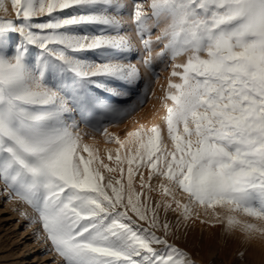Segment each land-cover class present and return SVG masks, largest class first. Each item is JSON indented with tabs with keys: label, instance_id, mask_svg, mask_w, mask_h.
Masks as SVG:
<instances>
[{
	"label": "snow or ice",
	"instance_id": "1",
	"mask_svg": "<svg viewBox=\"0 0 264 264\" xmlns=\"http://www.w3.org/2000/svg\"><path fill=\"white\" fill-rule=\"evenodd\" d=\"M11 6L15 19L7 18L0 0L5 13L0 16V181L35 209L64 264H192L166 239L170 226L159 219V209L167 212L173 203L185 218L199 205L264 219V0H151L150 15L134 4L135 32L150 75L158 76L151 32L161 23L155 43L166 42L157 58L185 56L186 61L171 64L161 98L172 149L162 146L158 125L129 131L124 141L104 127L108 141L129 146L123 159L120 148L114 157L108 151L115 167L82 143L74 116L99 108L119 120L147 98L139 68L121 62L134 56L136 47L134 37L120 35L124 27L118 16L126 5L121 0H11ZM69 9L76 14L61 19ZM76 25L103 27L91 37L69 35ZM32 48L38 56H32ZM89 54L104 62L78 58ZM57 72L58 83L46 78ZM65 73L71 82L63 79ZM94 78L143 84L146 91L121 107L128 93L107 89ZM91 89L112 96L100 99ZM115 98L120 102H108ZM89 126L100 131L99 122ZM142 168L148 169L147 180ZM153 177L164 180L158 189L150 184ZM174 188L188 194V203L175 199ZM157 190L172 199L153 203L151 193ZM228 223L238 221L229 216ZM244 228L264 231L251 224Z\"/></svg>",
	"mask_w": 264,
	"mask_h": 264
},
{
	"label": "rangeland",
	"instance_id": "2",
	"mask_svg": "<svg viewBox=\"0 0 264 264\" xmlns=\"http://www.w3.org/2000/svg\"><path fill=\"white\" fill-rule=\"evenodd\" d=\"M121 3L126 5V10L118 16V18L122 20L124 27L120 35L134 37L133 43L136 46L134 49L135 55L126 60L121 59V62H130L139 68L141 77L145 78V83L148 84L147 98L143 105L136 107L135 111L130 112L119 120L109 118V116L99 108L85 110L83 115L78 112L74 116V120L78 125L74 131L80 133L82 143L90 145L99 154L104 163H108L113 167H115V165L108 160L107 154L110 150L114 157L120 145L114 141H108L105 138L103 135L104 127H107L109 133L115 134L121 141H124L129 131H133L141 126L147 129L153 125H158L161 129L162 146L166 147L168 150L172 149L173 145L167 135V126L163 119L166 115V108L161 98L164 97L165 91L168 88V81L172 72L171 64H181L186 61L185 56L177 57L175 61H172L169 57H165L162 61L157 58L156 54L160 52L166 42L155 43L156 36L160 34V29L164 27V24L161 23L158 27L153 28L151 32V38L154 41L152 44L153 64L158 73V76H151L149 70L146 69L142 62V57L146 56L147 53L143 50V46L135 32V23L132 16V9L135 3L142 4L144 11L150 15L151 9L149 5L151 0H121ZM4 6L7 8V18L15 19V10L11 6V0H4ZM64 11L65 16H61V19L76 14L70 9ZM4 15L5 13L0 11V16ZM148 23L151 25L153 21L150 20ZM102 27L103 26L98 25L71 26L68 34L77 36L87 35L91 37L99 35ZM104 34L115 35L116 33L105 32ZM31 54L33 57H36L39 55V50L32 48ZM68 54L71 55V51H69ZM78 58L92 63L104 62L91 54ZM177 70L179 71L180 69ZM46 78L54 83H58L61 79V74L57 72ZM63 79L71 82V76L67 73L63 75ZM100 79L102 82H97L99 84H105L107 89H116L117 91L128 93V98L120 104L121 107H128L136 103L138 99L143 97L146 91L143 84L137 87L136 85L129 86L123 80L109 82L111 78ZM171 79L175 83L180 82L179 77H171ZM104 92L105 89H100L98 91L95 89L90 90L92 96H99L100 99H106L112 96L111 92L106 93V95L103 94ZM108 102L115 104L120 101L119 98H115L109 99ZM167 103L170 105L172 102L169 100ZM97 122L100 124V131H96L89 126V123L95 124ZM128 147L129 146L120 148L122 159L128 153ZM83 155L87 156V153H83ZM124 168L126 182V161L124 163ZM101 171L105 176V180H107L108 174L106 170L101 169ZM140 172L143 173L145 180H147L148 169L142 168ZM161 182H164L162 177H153L150 184L153 188L158 189ZM138 185L139 175H137L136 178L137 190H139ZM0 191V264H39L40 260L33 252L25 256L22 250V240L26 236L24 238L17 236V232L24 229L25 225H27L29 229H31L32 238L48 239L47 233L40 222L38 213L31 205L21 201L10 189L6 188L2 181H0ZM151 195L153 203L164 200L170 201L172 199V197L163 196L158 190L151 193ZM173 196L175 199L181 201L182 204L188 203V194L184 193L182 190L174 188ZM6 200L11 202L6 204ZM14 207H16L17 210L19 208V211ZM11 209L15 210V212H19L16 214V218L15 215L12 214ZM18 214H21L20 216L22 217L19 219L20 225L15 229L11 220L17 219ZM229 216L235 217L238 223L230 225L228 223ZM133 219H135V217H133ZM159 219L161 222H167L170 226L166 239H168L169 243L183 250L187 254V259H189L192 264H264V231L253 230L249 232L244 228L245 224H251L255 225L256 229H264V219L249 216L241 211L229 212L226 207L216 206L214 210H205L199 205H193L192 215L185 218L182 209L177 208L175 203L172 204L171 209L167 212H165L163 208H160ZM137 223L140 224L141 227L148 226L146 222L137 221ZM155 231L158 236L164 235L161 229H156ZM41 232H43L44 235L43 233L41 234ZM46 240L44 241L50 246L51 252L54 256H58L57 259H62L61 262L63 261L62 264H64L63 258L54 250L51 241ZM45 249L46 248H42L39 251L44 253ZM29 256L31 257L30 259L28 258ZM54 256H50L45 261H47L48 264L54 263V261H56Z\"/></svg>",
	"mask_w": 264,
	"mask_h": 264
},
{
	"label": "bare ground",
	"instance_id": "3",
	"mask_svg": "<svg viewBox=\"0 0 264 264\" xmlns=\"http://www.w3.org/2000/svg\"><path fill=\"white\" fill-rule=\"evenodd\" d=\"M97 81H101L102 82V80L100 79V78H97L96 79ZM93 93H94V91H93ZM5 191V190H4ZM1 192V191H0ZM5 195V194H4ZM9 202H11V201H7L6 200V204L7 203H9ZM13 207V206H12ZM17 207V206H16ZM16 207H14V208H16ZM13 209V208H12ZM11 209V210H12ZM16 210H17V208H16ZM0 211H1V209H0ZM17 211H19V208H18V210ZM15 212V210H12V214L13 215H15V218H16V214L17 213H19V212ZM21 215V214H20ZM19 214H18V218L17 219H12L11 220V222H12V224H13V226L15 227V229H17L18 228V226L20 225V217H22V216H20ZM30 222V221H29ZM32 223V222H31ZM31 225V224H30ZM40 227V226H39ZM31 228V227H30ZM31 229H29V227L27 226V225H25V228L24 229H22V230H19L18 232H17V236H20L21 238H24L25 236V238L22 240V245H23V247H22V250L24 251V254H25V256L27 255V254H29L30 252H33L36 256H37V258H39V264H48V262L47 261H45V260H47L50 256H54V254L51 252V249H50V246L48 245V243H46L44 240H46V239H44V238H42V239H38V238H36L35 239V237L34 238H32V234H31V231H30ZM40 231H42V230H40ZM43 232H41V234H42ZM38 234V233H37ZM40 234V233H39ZM28 235V236H27ZM43 235H44V233H43ZM37 236V235H36ZM40 236V235H39ZM48 238V237H47ZM47 240H49V239H47ZM46 240V241H47ZM50 243V242H49ZM42 248H46L45 249V252L44 253H41V251H39L40 249H42ZM53 249V248H52ZM55 258V260L56 261H54V263H52V264H62L63 263V261L61 262V260L60 259H57L58 258V256H54ZM29 259L31 258L30 256L28 257ZM51 263V262H50ZM31 264V263H30Z\"/></svg>",
	"mask_w": 264,
	"mask_h": 264
}]
</instances>
